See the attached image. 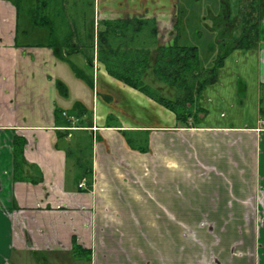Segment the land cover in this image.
Here are the masks:
<instances>
[{
    "label": "crops",
    "instance_id": "1",
    "mask_svg": "<svg viewBox=\"0 0 264 264\" xmlns=\"http://www.w3.org/2000/svg\"><path fill=\"white\" fill-rule=\"evenodd\" d=\"M101 1L103 19L153 16L159 44L172 41L173 22L165 31L169 40L160 38L173 19V0ZM22 10L0 0V264H28V255L35 259L37 253L44 264H80L82 258L89 264H264V42L228 53L216 82L196 102V112L207 114L204 122L179 126L172 111L109 75L96 58L89 64L84 54L75 61L74 53L56 55L43 45L44 28L21 25ZM56 107L91 112V119L82 116V125L98 138L89 190L79 188V171L71 172L73 160L63 149L71 134L56 146ZM123 130L148 132V150L131 146ZM16 136L25 141L24 157L40 169L41 182L13 180ZM124 161L150 182L173 178V189L169 181L129 192L141 210L138 218L107 196V187L129 176ZM145 192L163 194L165 202L151 195L144 201ZM140 225L182 226L191 235L178 240L190 244L163 254L150 249L156 245L140 236ZM74 242L89 256H76Z\"/></svg>",
    "mask_w": 264,
    "mask_h": 264
},
{
    "label": "trees",
    "instance_id": "2",
    "mask_svg": "<svg viewBox=\"0 0 264 264\" xmlns=\"http://www.w3.org/2000/svg\"><path fill=\"white\" fill-rule=\"evenodd\" d=\"M10 1L17 9L28 7L26 0ZM63 2L65 0H58V2L57 0H34V11L39 14L36 16L34 13L33 16L30 11L32 8L29 10L32 23L37 27H44L47 31L43 45L51 47L56 55L59 51L68 55L81 52L79 43L82 42V45L90 48L89 53L83 52L89 64H92L96 58L103 64L109 75L172 111L179 126L189 127L195 124V116L193 121H190L192 116L189 107L196 104L207 86L216 82L219 69L228 53L234 49L256 48L264 30V0H242L234 6L232 13V16L234 14L237 19L239 34L229 37L230 42L223 50L220 49L217 52L213 66L203 68L200 66L197 46L182 45L177 42L179 33L175 26L178 24V16L173 23L172 41L161 45L158 42V30L154 17L101 19L96 21V25L93 18L92 21L84 24L86 29L84 35L80 31L76 34L73 17L65 12L57 13L54 10L57 3L62 5ZM63 8L68 10L66 7ZM79 36L83 38L79 39ZM220 40L224 41L223 38ZM149 76L152 80L147 79ZM259 104L261 113H264V85L260 89ZM63 111L57 107L54 110L55 125L59 128L56 146H59L58 142L63 136L71 134V140L63 149L67 159H73L74 166L79 171L78 182L80 183L81 180L85 182L83 190H89L93 182L92 145L86 140V135L89 136L88 129H85L86 125H82L78 120L84 115L91 119V112L83 109L74 110V108L67 111L69 115L78 118L74 126L79 129H71L72 122L62 115ZM85 123H87L86 120ZM122 133L126 141L133 146L131 139L126 136L127 132L123 130ZM24 144L23 138L18 136L13 138V180L39 183L43 179L42 173L36 165L25 159ZM86 144L90 148L87 158ZM138 150L142 152L148 150L147 140L145 145L138 146ZM73 253L76 256H89L90 251L79 247L74 242Z\"/></svg>",
    "mask_w": 264,
    "mask_h": 264
},
{
    "label": "rangeland",
    "instance_id": "3",
    "mask_svg": "<svg viewBox=\"0 0 264 264\" xmlns=\"http://www.w3.org/2000/svg\"><path fill=\"white\" fill-rule=\"evenodd\" d=\"M29 1V0H28ZM27 0L25 1L27 3V5H29V2ZM220 1L221 0H173V19H171L167 25L165 26L166 28L163 29L162 34H161V41L164 42L167 40H169V35L166 34L165 31H169L171 28V24L174 20V16H175V10L177 9L178 11V24L177 26H175L176 31L179 33L178 36V43L182 44V45H195L198 48V57H199V61H200V66L203 68H207V67H211L213 66L216 57H217V52L221 49L223 50L227 44L230 42V38L233 36H237L239 34V30L237 27V19L233 14L232 17V13L234 12V6L238 3H241L242 0H231V2L228 3V9L231 11L230 12V16L229 19L233 22V25L230 27L229 25L227 26L230 29H226V25L225 22H223L222 20H220L219 15L221 13V9H220ZM228 1V0H227ZM246 1V0H245ZM58 2V0H57ZM101 0H65V2L62 3V5L60 3H57L56 6L54 7V10H56V12H60V13H67L69 16L73 17V19L75 20V25H76V34H78L77 32H81L84 35V32L86 31L84 24H86L87 22L92 21V19L94 18L95 21V25H96V21H99L101 19H103L102 14H99L98 11V5L101 3ZM33 4V1H32ZM155 3L151 4V6H154ZM176 6V7H175ZM63 7H66L68 10L66 11V9H64ZM30 8H32L30 10ZM32 12V15L34 16V13H36V16L39 14L37 12L34 11V4L31 6H28L27 8L23 9L20 12V23L22 24H31L34 28H36L37 30L41 31L40 28H37V26H35L32 21L29 18V12ZM49 11V9H48ZM263 24H264V19H263ZM239 25V22H238ZM30 26V25H29ZM168 29V30H167ZM46 30V29H45ZM164 32V33H163ZM64 34V32H63ZM173 34H174V29H173ZM231 36V37H230ZM83 36H79V39ZM230 37V38H229ZM220 38H223V42L225 44H222L223 42L220 40ZM260 42H264V30L261 33V41ZM82 43V42H81ZM81 43H79V45L81 46V52L80 54L77 52H74V54L72 55V58L70 57V60L75 61V59L77 60H82V55L83 52L84 53H89L90 52V48L85 47L84 45H82ZM92 52V51H91ZM75 63V62H74ZM76 64V63H75ZM90 72L92 73V70H90ZM80 73V72H79ZM81 74V73H80ZM89 76V73H88ZM152 76V75H151ZM149 76V78H147L148 80H152V77ZM86 80V79H85ZM69 82H71L69 80ZM88 85V89L90 90L89 93V99H90V94H91V90L92 88L90 87V85L88 83H86ZM166 90V89H164ZM85 102H89L88 99H85ZM196 104H194L192 107H189V112L191 113L190 117V121H193V116H195V124H201L204 122V117H201L202 114H205L206 112L200 111V113L196 112ZM204 116L207 117V114H205ZM108 122H114L113 118H107ZM79 123H84L85 124V119L82 117L81 121ZM178 124V122H176ZM161 124H168L166 122H162ZM89 133V136L86 135V140H88L90 142V144L92 145V153H91V160L92 157L94 156V152L95 150L93 149V146L95 147L98 143V138L96 137V132L91 133L90 131H87ZM148 132H131L128 131L126 133V136L131 139L132 145L134 146L135 149H138L139 145H142L146 143V140L148 139ZM169 140V139H168ZM88 141H86V143H88ZM89 145H85V151H86V158L88 157V155L90 154L89 151ZM162 153L164 154V150H162ZM85 158V159H86ZM73 160V159H72ZM71 160V161H72ZM125 162V166L128 168L129 171V176H125V178H122L121 180H115L114 183L115 185L113 186H109L107 188L108 189V199L110 202H113L112 204L115 207L121 208V209H131V212H133V214H136L135 217L138 218V216L141 214V210H137L135 209L132 204V202L135 201L133 195L131 193H129L130 191H137L139 190L138 187L144 188L147 191L148 189H152V186H158V185H163L165 183L170 184L169 181L172 184V189H173V178L172 180L167 177L166 181L160 182V180L157 179V182H155L154 180L150 182L149 178L143 176V173L136 170V169H132V164L130 162L124 161ZM167 165L169 166H173V162H168ZM119 166V164H118ZM168 166V167H169ZM75 167H73V169L71 170V172L75 171ZM169 170H172L170 168H167ZM120 170V174H121V170H122V166ZM117 172V170H116ZM167 174H172L173 171H167ZM128 174V173H125ZM114 175H115V171H114ZM133 176V177H132ZM99 178V177H98ZM97 180L98 184L101 181V179L99 178ZM105 179L107 177H104ZM120 178V177H119ZM102 183H104V185L106 184L105 181H103ZM82 184L79 187H82L83 185H85V182H81L79 183V185ZM108 184V183H107ZM151 195V193H150ZM148 192H145L144 195H142V200L146 201L149 197H150ZM151 198H159L161 200H163V202H165V197L163 194L158 193L151 195ZM116 201H120L119 204H116ZM124 204V206H123ZM148 204V203H146ZM161 207V206H160ZM162 209H164L165 211L169 212V209H165L163 207H161ZM173 210V209H172ZM157 211V210H156ZM164 211V212H165ZM123 212H127V210H123ZM154 210H147L146 214L147 215H151L153 214ZM166 212V213H168ZM155 215V214H154ZM142 217H140L141 219ZM167 220L169 222H173V212L167 216ZM141 224V221H140ZM173 224V223H172ZM155 227V230L153 231L152 228ZM138 229L140 230V236H146V239L150 241V243L152 244L151 246H155L154 247H150V249H156L158 252L161 253H165V252H179V251H183L185 249L186 251V246L185 244H190L189 242H185V241H180L178 239H180L181 237H184L186 235H191L189 231L184 230L182 228V226L179 228L177 227H173V225H156V226H148L146 225L145 227H143L142 225L138 226ZM186 231V233H185ZM180 235V236H179ZM158 237L163 238L165 240H162L161 242H158L157 239ZM176 238L174 243H173V238ZM184 238L182 240H184ZM160 244V245H159ZM146 250H149L146 248ZM31 255V254H30ZM30 255H28V260L27 263L28 264H44V259H43V254L42 253H37L35 256L36 258H31ZM80 264H89L88 260H85V258H82L80 260Z\"/></svg>",
    "mask_w": 264,
    "mask_h": 264
},
{
    "label": "flooded vegetation",
    "instance_id": "4",
    "mask_svg": "<svg viewBox=\"0 0 264 264\" xmlns=\"http://www.w3.org/2000/svg\"><path fill=\"white\" fill-rule=\"evenodd\" d=\"M177 1V0H176ZM231 2V0H221L220 1V9H221V13L219 15V19L222 20L223 22H225L226 25V29H230L227 26L229 25L230 27L233 25V22L229 19L230 16V10L228 9V3ZM176 7V6H175ZM175 16H174V20L173 23L176 20V17L178 16V11L177 9L175 10ZM131 17H139V16H131ZM153 17V16H152ZM233 17V16H232ZM155 18V17H154ZM156 20V19H155ZM156 26H157V22H156ZM38 28H44V27H38ZM158 30V28H157Z\"/></svg>",
    "mask_w": 264,
    "mask_h": 264
},
{
    "label": "built area",
    "instance_id": "5",
    "mask_svg": "<svg viewBox=\"0 0 264 264\" xmlns=\"http://www.w3.org/2000/svg\"><path fill=\"white\" fill-rule=\"evenodd\" d=\"M62 115H64L65 117L69 118L71 120L72 123L76 122L78 120V118H76L75 116L69 115L68 113H66L65 111L62 112ZM262 124L264 126V119L262 120ZM82 184H80L79 186H81Z\"/></svg>",
    "mask_w": 264,
    "mask_h": 264
}]
</instances>
